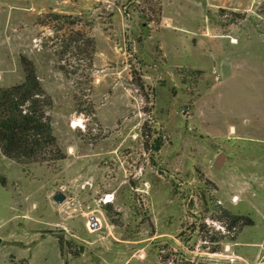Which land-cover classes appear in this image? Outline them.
<instances>
[{
  "label": "rangeland",
  "instance_id": "1",
  "mask_svg": "<svg viewBox=\"0 0 264 264\" xmlns=\"http://www.w3.org/2000/svg\"><path fill=\"white\" fill-rule=\"evenodd\" d=\"M23 58L63 158L0 151V264H264V0H0Z\"/></svg>",
  "mask_w": 264,
  "mask_h": 264
},
{
  "label": "trees",
  "instance_id": "2",
  "mask_svg": "<svg viewBox=\"0 0 264 264\" xmlns=\"http://www.w3.org/2000/svg\"><path fill=\"white\" fill-rule=\"evenodd\" d=\"M22 62L23 80L0 87V151L4 156L20 163L63 158L48 115L50 98L35 73L32 61L23 58ZM154 148L158 149L159 143ZM231 218L233 226L243 216L232 215ZM251 224L249 217L242 222L243 226ZM218 249L215 246L210 251L216 252ZM206 262L203 264H218L213 261ZM176 264L196 262L182 256Z\"/></svg>",
  "mask_w": 264,
  "mask_h": 264
},
{
  "label": "water",
  "instance_id": "3",
  "mask_svg": "<svg viewBox=\"0 0 264 264\" xmlns=\"http://www.w3.org/2000/svg\"><path fill=\"white\" fill-rule=\"evenodd\" d=\"M225 155L224 153H219L214 161V165L216 167H219L222 163V161L224 160ZM66 195L63 191L61 190H57L53 195H52V199L56 202V203H62L63 201H65Z\"/></svg>",
  "mask_w": 264,
  "mask_h": 264
},
{
  "label": "built area",
  "instance_id": "4",
  "mask_svg": "<svg viewBox=\"0 0 264 264\" xmlns=\"http://www.w3.org/2000/svg\"><path fill=\"white\" fill-rule=\"evenodd\" d=\"M86 227L89 230L90 229H92V230L99 229L101 227V221L97 216H95L93 214H89L86 217Z\"/></svg>",
  "mask_w": 264,
  "mask_h": 264
},
{
  "label": "bare ground",
  "instance_id": "5",
  "mask_svg": "<svg viewBox=\"0 0 264 264\" xmlns=\"http://www.w3.org/2000/svg\"><path fill=\"white\" fill-rule=\"evenodd\" d=\"M231 41H232V42H235L236 40H235V39H232Z\"/></svg>",
  "mask_w": 264,
  "mask_h": 264
},
{
  "label": "crops",
  "instance_id": "6",
  "mask_svg": "<svg viewBox=\"0 0 264 264\" xmlns=\"http://www.w3.org/2000/svg\"><path fill=\"white\" fill-rule=\"evenodd\" d=\"M1 239V238H0Z\"/></svg>",
  "mask_w": 264,
  "mask_h": 264
}]
</instances>
